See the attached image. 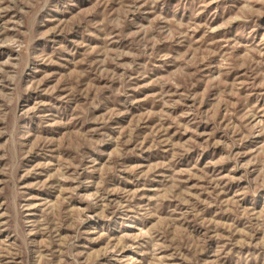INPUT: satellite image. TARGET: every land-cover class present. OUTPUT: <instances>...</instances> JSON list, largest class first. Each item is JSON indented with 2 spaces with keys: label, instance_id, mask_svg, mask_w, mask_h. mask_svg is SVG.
I'll return each mask as SVG.
<instances>
[{
  "label": "rangeland",
  "instance_id": "rangeland-1",
  "mask_svg": "<svg viewBox=\"0 0 264 264\" xmlns=\"http://www.w3.org/2000/svg\"><path fill=\"white\" fill-rule=\"evenodd\" d=\"M0 264H264V0H0Z\"/></svg>",
  "mask_w": 264,
  "mask_h": 264
}]
</instances>
